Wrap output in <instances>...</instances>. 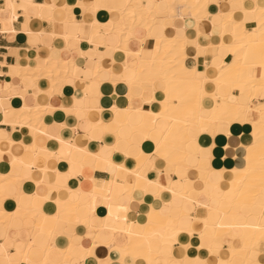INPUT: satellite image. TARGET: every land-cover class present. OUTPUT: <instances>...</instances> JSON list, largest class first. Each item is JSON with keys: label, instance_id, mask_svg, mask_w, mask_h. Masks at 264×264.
Instances as JSON below:
<instances>
[{"label": "snow or ice", "instance_id": "6c2138e0", "mask_svg": "<svg viewBox=\"0 0 264 264\" xmlns=\"http://www.w3.org/2000/svg\"><path fill=\"white\" fill-rule=\"evenodd\" d=\"M0 264H264V0H0Z\"/></svg>", "mask_w": 264, "mask_h": 264}, {"label": "crops", "instance_id": "0c3cea01", "mask_svg": "<svg viewBox=\"0 0 264 264\" xmlns=\"http://www.w3.org/2000/svg\"><path fill=\"white\" fill-rule=\"evenodd\" d=\"M0 55H2V50H0Z\"/></svg>", "mask_w": 264, "mask_h": 264}]
</instances>
